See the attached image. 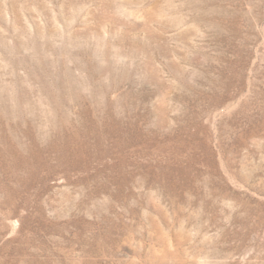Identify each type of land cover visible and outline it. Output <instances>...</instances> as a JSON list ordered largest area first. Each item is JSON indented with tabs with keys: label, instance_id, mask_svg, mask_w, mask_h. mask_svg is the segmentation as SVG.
Returning a JSON list of instances; mask_svg holds the SVG:
<instances>
[{
	"label": "rangeland",
	"instance_id": "rangeland-1",
	"mask_svg": "<svg viewBox=\"0 0 264 264\" xmlns=\"http://www.w3.org/2000/svg\"><path fill=\"white\" fill-rule=\"evenodd\" d=\"M0 264H264V0H0Z\"/></svg>",
	"mask_w": 264,
	"mask_h": 264
}]
</instances>
